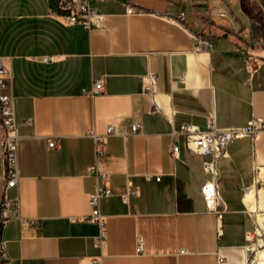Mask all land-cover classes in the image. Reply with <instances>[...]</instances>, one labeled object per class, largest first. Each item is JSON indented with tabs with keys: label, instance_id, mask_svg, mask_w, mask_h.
<instances>
[{
	"label": "crops",
	"instance_id": "crops-1",
	"mask_svg": "<svg viewBox=\"0 0 264 264\" xmlns=\"http://www.w3.org/2000/svg\"><path fill=\"white\" fill-rule=\"evenodd\" d=\"M51 6L0 0V57L20 136L0 264H246L252 247L264 259V130L232 140L218 159L219 213L201 192L204 155L171 134L186 123L204 128L210 116L219 126L264 117V0H108L94 4L90 18L100 22L89 26L66 24ZM149 71L152 95L142 90ZM98 78L99 92L85 94ZM109 124L98 154L89 132ZM4 167L0 155V202ZM98 171L114 192L100 199V240L86 220ZM129 175L139 192L125 203L118 194Z\"/></svg>",
	"mask_w": 264,
	"mask_h": 264
},
{
	"label": "built area",
	"instance_id": "built-area-1",
	"mask_svg": "<svg viewBox=\"0 0 264 264\" xmlns=\"http://www.w3.org/2000/svg\"><path fill=\"white\" fill-rule=\"evenodd\" d=\"M51 2L52 12L58 19H61L66 24L72 25L75 23H81L85 26H89L92 21L90 15L95 13V3L105 2L108 0H48ZM126 4V11L128 13L140 11L139 8H134ZM183 14V13H182ZM181 14V18H182ZM98 18L94 24H99L100 18ZM199 39V38H198ZM201 41V39H199ZM203 41H205L203 39ZM48 57H45V60ZM157 77L155 72L149 71L144 75V81L142 90L150 95L154 94ZM103 79H96L90 88H83L85 94L93 95V93L99 92ZM12 89V73L10 67H8L0 57V126L3 128V135L0 141V155L4 158V174L5 182L3 187V194L0 206V223L5 225L6 221L12 216V208L16 205L17 195L10 197L7 193L8 188H16L19 179L18 173V158L17 147L19 141L18 127L15 119L14 112V97L11 93ZM30 119L26 118L25 122H29ZM207 124L204 128H199L192 123L182 124L177 131H172L171 134H181L184 137V145L189 150L204 155L201 167L204 172L208 174V178L204 181L201 192L205 198V205L209 211L219 213L224 207L221 202V197L218 194V176L219 168L217 166L218 159L227 155V145L234 139L251 137L255 138L258 133L264 130V117L253 116L247 122L246 125L238 126H219L216 124L214 118L210 116L207 119ZM138 125L133 124L131 130L135 131ZM114 132V125L109 124L105 133L89 132V134L95 140V150L98 154H101L104 150V144L106 137ZM56 141L49 139L48 146H55ZM179 145L171 141L168 147V152L173 155H177ZM149 174H145V178H149ZM98 188L95 193L89 196L91 210L86 216V220L98 223L100 234L98 239L105 237V217L99 211L100 199L103 197H109L114 194L110 181L109 174L103 171L97 172ZM160 175L155 176V181L159 180ZM139 188L131 180L130 175L127 177V189L124 192L118 194V197L123 202L127 203L128 199L132 196L138 195ZM256 229V226H255ZM254 229V230H255ZM254 230L252 232H254ZM250 241L253 239L250 238ZM136 251L141 252L143 249L142 240L139 238L136 243ZM256 248L249 249L246 255V264H258V257L256 256ZM183 251V250H182ZM2 255L6 258V254ZM219 260L222 256L218 254ZM3 264H7L4 262Z\"/></svg>",
	"mask_w": 264,
	"mask_h": 264
},
{
	"label": "rangeland",
	"instance_id": "rangeland-1",
	"mask_svg": "<svg viewBox=\"0 0 264 264\" xmlns=\"http://www.w3.org/2000/svg\"><path fill=\"white\" fill-rule=\"evenodd\" d=\"M257 186H258L257 187L258 189H260V188H263L264 189V179H260V181L257 182ZM258 211H259V213H262L264 215V207H260ZM255 225L256 224L253 225L254 226L253 227V230L255 229ZM254 232H256V229L254 230ZM261 238L264 241V236H261ZM252 243H254V241L251 240V242H250L249 245H251Z\"/></svg>",
	"mask_w": 264,
	"mask_h": 264
},
{
	"label": "bare ground",
	"instance_id": "bare-ground-1",
	"mask_svg": "<svg viewBox=\"0 0 264 264\" xmlns=\"http://www.w3.org/2000/svg\"><path fill=\"white\" fill-rule=\"evenodd\" d=\"M256 231H257V229H256ZM253 237H254V234L252 235V239H254ZM256 256L258 257L257 252H256ZM258 264H264V259H261L258 257Z\"/></svg>",
	"mask_w": 264,
	"mask_h": 264
}]
</instances>
